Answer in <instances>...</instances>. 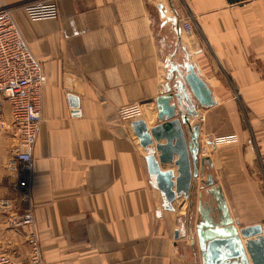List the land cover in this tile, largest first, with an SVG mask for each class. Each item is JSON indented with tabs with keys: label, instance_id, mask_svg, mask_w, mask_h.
Listing matches in <instances>:
<instances>
[{
	"label": "crops",
	"instance_id": "crops-1",
	"mask_svg": "<svg viewBox=\"0 0 264 264\" xmlns=\"http://www.w3.org/2000/svg\"><path fill=\"white\" fill-rule=\"evenodd\" d=\"M1 1L15 6V21L47 77L29 205L44 264H202L197 205L209 174L232 217L264 229V0H57L59 17L37 22L23 7L42 0ZM187 19L192 35L181 28ZM172 54L175 62L189 57L216 100L191 118L200 153L207 138L236 135L238 142L202 152L200 160L210 159L204 175L190 198L169 210L132 123H161L156 100L166 93ZM135 103L144 104L143 116L120 120L118 109ZM9 114L5 105L0 252L22 259L29 246L9 224L24 206L17 175L6 169L15 144L1 123ZM160 167L178 175L174 165Z\"/></svg>",
	"mask_w": 264,
	"mask_h": 264
},
{
	"label": "water",
	"instance_id": "water-1",
	"mask_svg": "<svg viewBox=\"0 0 264 264\" xmlns=\"http://www.w3.org/2000/svg\"><path fill=\"white\" fill-rule=\"evenodd\" d=\"M159 9L165 18L162 6ZM167 20L177 23L176 19ZM174 55L168 61L166 93L156 100L161 123L151 129L144 120L132 123L141 146L148 152L149 172L163 193L169 210L177 199L190 198L192 185L196 186L195 181L200 173L204 175L205 166L210 163L208 157L199 159V126L192 125L191 118L199 116L197 107L209 108L216 104L213 90L198 67L187 55L180 62L171 60ZM70 100L77 107V98L71 96ZM163 140L165 143H161ZM206 144L215 149L212 139L207 138ZM156 152L159 153L158 160ZM168 164L177 168V176L172 169L161 171L160 166ZM200 184L196 231L202 264H264L263 227H243L232 217L223 191L212 174ZM179 234L177 231L176 239Z\"/></svg>",
	"mask_w": 264,
	"mask_h": 264
},
{
	"label": "built area",
	"instance_id": "built-area-1",
	"mask_svg": "<svg viewBox=\"0 0 264 264\" xmlns=\"http://www.w3.org/2000/svg\"><path fill=\"white\" fill-rule=\"evenodd\" d=\"M15 6L0 0V117L4 106L10 107L9 120L2 121L14 138L6 163L9 173L17 175L21 204L9 218V224L20 232L29 246L28 255L18 258L0 252V264H44L42 247L36 229L31 203L33 179V154L42 123L43 90L47 77L42 62L32 53L15 21ZM23 11L33 21L55 20L59 17L57 0H42L24 5ZM182 31L192 35L194 28L190 19L181 22ZM122 121L139 119L144 114V104L135 103L118 109ZM217 145L235 144L236 135L212 139ZM204 147L200 153L207 152ZM264 170V157L261 159Z\"/></svg>",
	"mask_w": 264,
	"mask_h": 264
},
{
	"label": "rangeland",
	"instance_id": "rangeland-1",
	"mask_svg": "<svg viewBox=\"0 0 264 264\" xmlns=\"http://www.w3.org/2000/svg\"><path fill=\"white\" fill-rule=\"evenodd\" d=\"M238 95H239V94H238ZM1 132H2V131H1V129H0V134H1ZM6 135H7V134H6ZM8 158H9V157H8ZM7 160H8V159H7ZM6 163H7V162H6ZM19 208H20V207H19ZM241 225H242V224H241Z\"/></svg>",
	"mask_w": 264,
	"mask_h": 264
}]
</instances>
